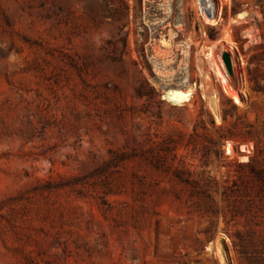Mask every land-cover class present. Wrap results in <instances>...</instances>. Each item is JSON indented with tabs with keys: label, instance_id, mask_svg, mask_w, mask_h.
Instances as JSON below:
<instances>
[{
	"label": "rangeland",
	"instance_id": "1",
	"mask_svg": "<svg viewBox=\"0 0 264 264\" xmlns=\"http://www.w3.org/2000/svg\"><path fill=\"white\" fill-rule=\"evenodd\" d=\"M204 2L0 0V264H264V0Z\"/></svg>",
	"mask_w": 264,
	"mask_h": 264
},
{
	"label": "trees",
	"instance_id": "2",
	"mask_svg": "<svg viewBox=\"0 0 264 264\" xmlns=\"http://www.w3.org/2000/svg\"><path fill=\"white\" fill-rule=\"evenodd\" d=\"M241 169H247L248 173L239 172L237 179H234L232 184L224 187L223 195L226 200H229L231 196H234L233 202L229 204V213L232 217L238 215H252L253 205L255 197L252 196L254 193L260 200L264 199V170L257 168L254 160L247 164H239ZM176 177L184 183L198 184L200 180L193 179L189 180L179 171L175 172ZM212 180H206L205 184L210 185ZM214 211V209H212ZM264 250V240H263ZM243 254L248 252L242 251ZM247 264H254L251 259H247ZM262 264V263H260Z\"/></svg>",
	"mask_w": 264,
	"mask_h": 264
},
{
	"label": "bare ground",
	"instance_id": "3",
	"mask_svg": "<svg viewBox=\"0 0 264 264\" xmlns=\"http://www.w3.org/2000/svg\"><path fill=\"white\" fill-rule=\"evenodd\" d=\"M201 1L203 2V0H201ZM205 1L206 2H204V3L207 4V7L209 8V11H208L209 15L207 17L208 21L210 23H217L218 18H219V10H218V14H217L216 13L217 9L213 10L212 8H210L211 7V4H209L210 0H205ZM207 56H208L207 58L210 59L211 58V52L207 53ZM204 66L200 67V71L202 72L201 87L204 88L208 92L212 91V95L210 96V98H211L210 101H211V105H212L211 108L213 109L217 118L220 119V117H219V115H220L219 114V112H220L219 104L220 103H218L219 98H217V90L215 88L216 84L214 83L215 78L213 77L214 74L212 75V73H210ZM215 71H216L217 75L222 78V82L224 84L225 90L227 92L231 93V95H233L234 98L239 102L238 96L236 94L230 92L232 89V86H231L230 81L228 80L227 76L221 70V67L219 69L217 68V70H215ZM205 93H207V92H205ZM192 94H193V88L192 89L190 88L188 90H184L181 88H172L166 92L164 97H165V99H169L176 104H183V102L189 101L191 99ZM230 149L231 148H229V152H232ZM242 149L243 150L245 149L244 146H242Z\"/></svg>",
	"mask_w": 264,
	"mask_h": 264
},
{
	"label": "water",
	"instance_id": "4",
	"mask_svg": "<svg viewBox=\"0 0 264 264\" xmlns=\"http://www.w3.org/2000/svg\"><path fill=\"white\" fill-rule=\"evenodd\" d=\"M228 65H229V68H230V70H231V69H232V68H231V63H230V62H228Z\"/></svg>",
	"mask_w": 264,
	"mask_h": 264
},
{
	"label": "built area",
	"instance_id": "5",
	"mask_svg": "<svg viewBox=\"0 0 264 264\" xmlns=\"http://www.w3.org/2000/svg\"><path fill=\"white\" fill-rule=\"evenodd\" d=\"M163 98H164V95H163Z\"/></svg>",
	"mask_w": 264,
	"mask_h": 264
}]
</instances>
